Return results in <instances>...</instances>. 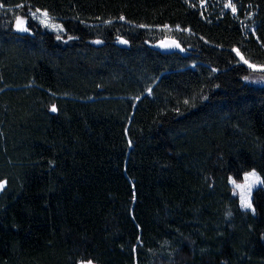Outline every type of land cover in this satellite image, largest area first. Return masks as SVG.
<instances>
[{
    "label": "trees",
    "instance_id": "16d2710c",
    "mask_svg": "<svg viewBox=\"0 0 264 264\" xmlns=\"http://www.w3.org/2000/svg\"><path fill=\"white\" fill-rule=\"evenodd\" d=\"M204 2L0 0V264H264V0Z\"/></svg>",
    "mask_w": 264,
    "mask_h": 264
},
{
    "label": "rangeland",
    "instance_id": "374dc122",
    "mask_svg": "<svg viewBox=\"0 0 264 264\" xmlns=\"http://www.w3.org/2000/svg\"><path fill=\"white\" fill-rule=\"evenodd\" d=\"M197 1H199L202 5L205 4L204 0H197ZM226 5H228V3H226ZM44 12L46 11L33 8V9H29L28 16L34 21H36L39 25H41L43 29L56 33L64 31V26L59 20L52 17L48 12H46L48 14L47 17L42 16L41 14ZM33 13H35V16H33ZM18 19L24 21V23L26 21V19H23L22 17H19ZM40 20H44L45 23H41ZM24 23L22 26H24ZM46 24L48 26H46ZM52 25H55L56 27L54 28L52 27ZM58 29H62V30H58ZM119 41L122 43L124 39H120ZM154 46L157 48H163L167 50L169 49L182 50L179 44L171 39H165L160 42H157L154 44ZM240 58L242 59L241 55ZM246 64L252 71L251 76L248 77V79L246 80L248 82H252L255 85L264 84V66H258L251 63H246ZM249 65H253L254 67H250ZM253 172L256 174V177H258L259 179L246 180L245 177H248ZM233 181H236L237 184H241L243 187L237 188L236 185L233 183ZM229 183L233 187L234 195L237 196L239 199L241 208L244 210H250L252 212H255V207L253 204L254 191L259 187H263L261 175L257 171L251 170L245 172L241 180L236 179L234 176H230ZM2 185L4 187V184ZM3 187L0 188V191L3 189ZM247 205H251V207H248ZM82 264H91V263H82Z\"/></svg>",
    "mask_w": 264,
    "mask_h": 264
},
{
    "label": "snow or ice",
    "instance_id": "6c2138e0",
    "mask_svg": "<svg viewBox=\"0 0 264 264\" xmlns=\"http://www.w3.org/2000/svg\"><path fill=\"white\" fill-rule=\"evenodd\" d=\"M226 6L229 7V8H232V10L235 11V8L232 6L231 2H229L228 5H226ZM37 11H39V10H37ZM41 15L44 16V17H47L48 14L46 12H44ZM33 16H35V13H33ZM40 22L41 23H45L44 20H40ZM23 23H24V21H22L20 19L17 20V28H18V30H20V31H28V28L22 26ZM46 26H48V25L46 24ZM52 27L55 28L56 26L52 25ZM58 30H62V29H58ZM237 54L239 55V53H237ZM245 63H247V61H245ZM249 66L250 67H254L253 65H249ZM51 110L52 111H56L55 107H53ZM245 179L248 180V179H259V178L256 177V174L253 172L248 177H245ZM233 183L236 185L237 188L243 187L241 184H237L236 181H233ZM2 187H3V185L0 184V188H2ZM247 206L251 207V205H247Z\"/></svg>",
    "mask_w": 264,
    "mask_h": 264
}]
</instances>
